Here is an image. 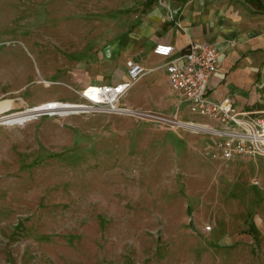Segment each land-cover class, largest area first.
Masks as SVG:
<instances>
[{"label":"rangeland","instance_id":"1","mask_svg":"<svg viewBox=\"0 0 264 264\" xmlns=\"http://www.w3.org/2000/svg\"><path fill=\"white\" fill-rule=\"evenodd\" d=\"M146 1L0 0V264H264V158L214 159L184 125L206 120L127 94L134 114L3 123L126 77L117 50Z\"/></svg>","mask_w":264,"mask_h":264},{"label":"crops","instance_id":"2","mask_svg":"<svg viewBox=\"0 0 264 264\" xmlns=\"http://www.w3.org/2000/svg\"><path fill=\"white\" fill-rule=\"evenodd\" d=\"M155 2L151 6L145 4L149 10L141 23L121 49L117 46L121 65L132 60L147 70L127 93L131 105L139 106L145 98L151 110L190 114L180 95L171 89L165 68L170 59L156 55L154 48L159 44L172 46L173 60L190 42H198L215 46L220 55L209 84L210 98H228L239 110L249 113L264 112V0H166L160 5ZM124 81L127 67L126 77L108 85ZM259 215L254 237L264 249V203Z\"/></svg>","mask_w":264,"mask_h":264},{"label":"built area","instance_id":"3","mask_svg":"<svg viewBox=\"0 0 264 264\" xmlns=\"http://www.w3.org/2000/svg\"><path fill=\"white\" fill-rule=\"evenodd\" d=\"M173 52L174 48L170 45L159 44L154 48L156 55L170 59L165 68L171 89L180 95L191 115L213 122L184 125L205 131L213 137L214 159L264 158V112L253 114L242 111L230 99L214 100L208 94L210 80L220 59L217 48L208 43L190 42L178 58L171 60ZM126 67L127 81L96 85L94 88L89 86L82 92L88 103L83 105L86 111L97 114L136 113L121 101L147 70L132 60L126 63Z\"/></svg>","mask_w":264,"mask_h":264},{"label":"bare ground","instance_id":"4","mask_svg":"<svg viewBox=\"0 0 264 264\" xmlns=\"http://www.w3.org/2000/svg\"><path fill=\"white\" fill-rule=\"evenodd\" d=\"M46 85H50V84H46ZM95 86L96 85L91 86V87L94 88ZM82 97L84 98L83 94H82ZM82 110H85V106L81 104H75V103H69V102H59V101H49V102L34 106L33 108L28 109L27 111H24L22 113H17V114L7 116L3 118V120H5L3 123L7 125H12V124L21 125L29 121L36 115H40L42 113H54V112L68 113L70 111L78 112Z\"/></svg>","mask_w":264,"mask_h":264},{"label":"trees","instance_id":"5","mask_svg":"<svg viewBox=\"0 0 264 264\" xmlns=\"http://www.w3.org/2000/svg\"><path fill=\"white\" fill-rule=\"evenodd\" d=\"M155 1H157V0H149L145 4H146V6H151Z\"/></svg>","mask_w":264,"mask_h":264}]
</instances>
